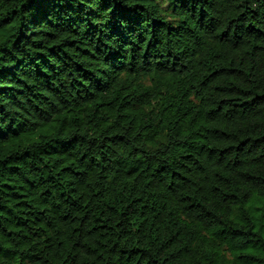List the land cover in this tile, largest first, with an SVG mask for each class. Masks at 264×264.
<instances>
[{"label": "trees", "instance_id": "16d2710c", "mask_svg": "<svg viewBox=\"0 0 264 264\" xmlns=\"http://www.w3.org/2000/svg\"><path fill=\"white\" fill-rule=\"evenodd\" d=\"M0 264H264V0H0Z\"/></svg>", "mask_w": 264, "mask_h": 264}]
</instances>
